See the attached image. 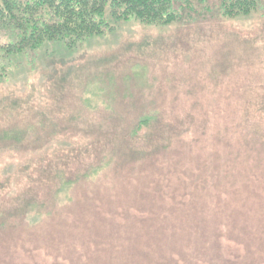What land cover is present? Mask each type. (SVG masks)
Instances as JSON below:
<instances>
[{
    "label": "rangeland",
    "instance_id": "1",
    "mask_svg": "<svg viewBox=\"0 0 264 264\" xmlns=\"http://www.w3.org/2000/svg\"><path fill=\"white\" fill-rule=\"evenodd\" d=\"M205 1L3 53L0 264H264V0Z\"/></svg>",
    "mask_w": 264,
    "mask_h": 264
},
{
    "label": "trees",
    "instance_id": "2",
    "mask_svg": "<svg viewBox=\"0 0 264 264\" xmlns=\"http://www.w3.org/2000/svg\"><path fill=\"white\" fill-rule=\"evenodd\" d=\"M199 2L204 8L213 7ZM192 5L194 0H0V28L8 33L0 45V58L3 53L37 49L46 40L74 45L105 31L111 18L155 24L181 20L192 14ZM214 6L220 15L230 16L255 9L257 0H218ZM5 72L6 63L0 59V77ZM24 131L4 128L1 134L13 140Z\"/></svg>",
    "mask_w": 264,
    "mask_h": 264
}]
</instances>
